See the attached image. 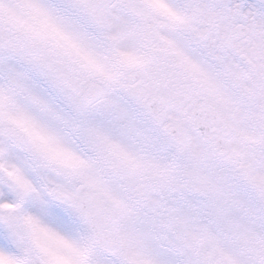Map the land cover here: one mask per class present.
<instances>
[{
  "label": "snow or ice",
  "instance_id": "obj_1",
  "mask_svg": "<svg viewBox=\"0 0 264 264\" xmlns=\"http://www.w3.org/2000/svg\"><path fill=\"white\" fill-rule=\"evenodd\" d=\"M0 264H264V0H0Z\"/></svg>",
  "mask_w": 264,
  "mask_h": 264
}]
</instances>
